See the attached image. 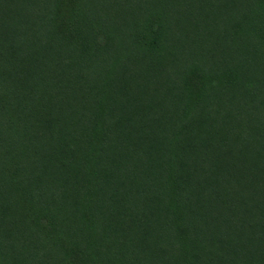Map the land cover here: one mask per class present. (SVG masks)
<instances>
[{
  "label": "trees",
  "instance_id": "trees-1",
  "mask_svg": "<svg viewBox=\"0 0 264 264\" xmlns=\"http://www.w3.org/2000/svg\"><path fill=\"white\" fill-rule=\"evenodd\" d=\"M0 264H264V0H0Z\"/></svg>",
  "mask_w": 264,
  "mask_h": 264
}]
</instances>
